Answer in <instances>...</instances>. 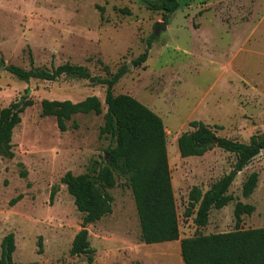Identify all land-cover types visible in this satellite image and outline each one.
Returning a JSON list of instances; mask_svg holds the SVG:
<instances>
[{
    "label": "rangeland",
    "instance_id": "rangeland-1",
    "mask_svg": "<svg viewBox=\"0 0 264 264\" xmlns=\"http://www.w3.org/2000/svg\"><path fill=\"white\" fill-rule=\"evenodd\" d=\"M97 6L104 9L103 20ZM151 36L147 61L132 67ZM29 52L33 67L51 70L69 62L101 78L130 65L112 94L135 98L163 121L177 241H141L127 178L118 177L108 190L111 214L87 227L92 262L88 255L70 254L82 214L61 178L67 172L87 173L106 160L113 145L99 135L106 87L65 76L54 82L20 81L4 66L29 70ZM0 61V110L32 101L13 131V157L0 155V245L14 234L12 264H183V239L264 227V151L235 173L227 192L232 201L212 208L207 224L199 227L194 214L185 216L190 190H209L233 171L236 156L213 147L203 156L181 158L177 147L178 138L193 131V121L217 137L242 143L264 136V0H180L167 23L162 11L148 9L142 0H0ZM90 96L101 101L102 114L74 115L65 132L54 117L41 116L42 100L78 103ZM252 172L258 174L257 187L245 198L242 184ZM236 203L255 207L238 226Z\"/></svg>",
    "mask_w": 264,
    "mask_h": 264
},
{
    "label": "trees",
    "instance_id": "trees-1",
    "mask_svg": "<svg viewBox=\"0 0 264 264\" xmlns=\"http://www.w3.org/2000/svg\"><path fill=\"white\" fill-rule=\"evenodd\" d=\"M142 1L148 9L162 11L163 20L167 23L169 17L177 11L180 0H161L159 3ZM96 8L100 19L103 20V7ZM120 12L129 14L127 9ZM154 40L152 36L147 39L144 52L131 62L132 67H140L147 61ZM29 59V70L14 65L4 66L5 70L26 83L32 79L54 82L65 76L106 87V112L99 135L112 140L113 145L107 149L109 157L101 164L95 163L96 167L87 173L73 175L67 172L61 178V183L74 199L76 209L82 214L81 229L73 238L70 254L88 255V261L92 262L94 251L90 248L87 227L111 214L113 197L108 190L115 187L118 177L127 178L139 220L141 241L146 245L177 241L179 225L163 121L135 98L125 94H112L113 87L128 72V65L119 67L110 78H101L93 76L85 67L69 62L47 70L33 67L31 52ZM98 62L102 64L101 61ZM0 65L3 66L2 61ZM31 105V100H24L11 103L0 110V155L13 157V131L21 123V114ZM102 111V103L95 96L87 97L78 103L68 100L41 101V116L54 117L60 132L67 130L66 122L74 115H101ZM74 126L76 127L75 124ZM189 126L193 131L183 133L177 140L181 158L203 156L213 147L236 156L233 171L222 177L209 190L202 192L193 187L189 192L185 216L191 217L194 214L195 225L204 227L212 208L222 209L232 201L227 192L235 179V173L241 172L251 160L264 151V136L251 137L248 143H242L217 137L215 132L202 122L193 121ZM257 183L258 174L252 172L242 184L243 197L251 196ZM55 193L53 189L50 194L51 201ZM19 198L14 199L13 203ZM254 211L255 207L252 205L236 203L233 210L236 226L239 225L242 215H251ZM0 247V264H12L15 252L14 234L6 235ZM39 247L40 251L41 241ZM180 253L183 264H264V227L248 230L237 228L225 233L186 238L180 242Z\"/></svg>",
    "mask_w": 264,
    "mask_h": 264
},
{
    "label": "water",
    "instance_id": "water-1",
    "mask_svg": "<svg viewBox=\"0 0 264 264\" xmlns=\"http://www.w3.org/2000/svg\"><path fill=\"white\" fill-rule=\"evenodd\" d=\"M128 67H130V65H128ZM21 102H22V101H21ZM108 157H109V156H108V155H106V159H108Z\"/></svg>",
    "mask_w": 264,
    "mask_h": 264
}]
</instances>
